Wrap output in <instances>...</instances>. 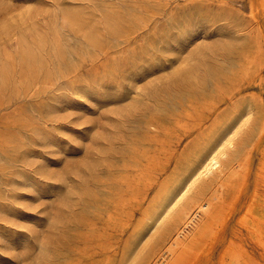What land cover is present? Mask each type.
Listing matches in <instances>:
<instances>
[{"label":"rangeland","instance_id":"1","mask_svg":"<svg viewBox=\"0 0 264 264\" xmlns=\"http://www.w3.org/2000/svg\"><path fill=\"white\" fill-rule=\"evenodd\" d=\"M262 128L259 0H0V264H153L193 202L219 216L243 184L187 262L236 242L264 264L238 224Z\"/></svg>","mask_w":264,"mask_h":264},{"label":"bare ground","instance_id":"2","mask_svg":"<svg viewBox=\"0 0 264 264\" xmlns=\"http://www.w3.org/2000/svg\"><path fill=\"white\" fill-rule=\"evenodd\" d=\"M259 1L261 3H264V0H259ZM251 15L254 16V12ZM243 71H245V70L243 69ZM250 71H249V73L254 72L253 70H250ZM209 111H210V109H209ZM263 130H264V128H262V132H263ZM244 161H246V160H244ZM248 162H249V160H248ZM242 168H244V167L242 166ZM242 168H241V170H242ZM260 169H261V173H263V174H261L260 172H258V173H259V175L261 174L260 177H262V175L264 176V160L262 162ZM238 170H237V172H238ZM246 176L244 177L245 179H246ZM241 177H243V176H241ZM236 178H237V176H236ZM240 178H238L239 181L241 180L243 182L244 180H242ZM226 181L228 182V179ZM262 182H264V179L262 180ZM231 183H234V181ZM236 183H238V182H236ZM228 184H230V183L228 182ZM221 185L222 184H220V186H218V188L216 189V195L222 191ZM225 185L227 186V184H225ZM225 185H224V187L227 188ZM236 185H241V184H236ZM263 186H264V184H263ZM244 190H245L244 184L241 185L240 187H238V189L232 194L233 195V197H231L232 199H230L232 203L229 205L228 209H226V211L224 213L220 214L219 216H218V212H216V210H215V205H216L215 203H217V202L215 201V203H214V196L213 195L209 196L207 199H205L201 203L193 202L191 205L192 211L190 212L188 210L186 212V220L184 222L186 224L184 225V227L181 230H178V232L173 235L170 242L165 247L164 251L161 254H159L161 260L159 258L153 264H188V262L189 263H192V262L195 263V261H197L200 258V256L203 254V252H210L212 250L213 245H214L213 241L217 240L216 235L225 226L227 219H229L228 218L229 214L232 213V207H233V205L235 206L234 203H236L240 199ZM233 191H234V189H233ZM220 196H222V195H220ZM228 196H230V195H228ZM223 197H225V196H223ZM227 197L224 198L223 200L227 199ZM218 201H219V199H218ZM141 202H142V198H139L138 196H135L129 200V204L132 207L133 206L134 207L139 206ZM223 202L221 204L217 203L218 205H221V206H219V209H221L222 206H224L223 208H225V205H228L227 203L225 204V202L224 203ZM150 211H151V207H150V210L147 211L146 214L150 215ZM238 224L242 227L243 230L246 231V234L251 239V241H253V243L256 246L261 248L262 256L264 257V194L256 193L245 204L244 212L241 215V217L238 219ZM223 230H225V229H223ZM187 233L189 234V236L187 235ZM205 239H206V241L208 239H210V242H208L206 245L203 244ZM240 244L234 242V243H231L230 245H228L225 248V250L222 252L223 253L222 258H224V255L228 254L232 257V262L230 261L231 264H263V262L260 259H257L252 253H250V251L248 249L243 248L242 245H240Z\"/></svg>","mask_w":264,"mask_h":264}]
</instances>
